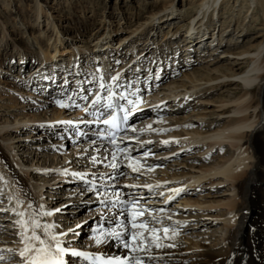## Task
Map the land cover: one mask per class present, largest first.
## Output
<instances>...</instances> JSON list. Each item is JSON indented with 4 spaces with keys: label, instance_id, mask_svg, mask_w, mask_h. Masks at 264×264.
<instances>
[{
    "label": "bare ground",
    "instance_id": "6f19581e",
    "mask_svg": "<svg viewBox=\"0 0 264 264\" xmlns=\"http://www.w3.org/2000/svg\"><path fill=\"white\" fill-rule=\"evenodd\" d=\"M14 1L16 0H0V8L3 7L4 12L10 11V15H13L14 23L17 21L16 24L21 23V26L28 24L27 31L21 30L19 27L13 28L15 34L20 32H22V34H27V37L29 36L33 38L43 59H55L56 52L59 51V53H61L60 45H65L59 42V38L56 39L61 32L53 22L50 15L52 9L44 6V3H42L41 0H31L33 3L32 10H24V8L21 7L23 11L19 12L12 7V3ZM95 1L96 0H89L90 4H93ZM155 1L157 2L162 0ZM229 1L231 0H194L190 4H193L192 9H196V12L188 19V35H184L182 40L185 44H178L176 42V47L179 48L181 45L182 48V50L179 51V56L185 55L184 57H186L187 54L191 53L190 48L187 47L184 49V47L191 43L193 38L197 40L204 36V33L202 34L200 30L203 25L204 16L208 13L216 12V17L218 18V16L221 15L219 13L220 10L226 6ZM63 2L66 8L70 6L73 10L76 9L74 8L75 5L72 1L63 0ZM233 2L235 4L233 6L231 5L227 12H234L235 8H239V10H235L238 11L235 16L239 17L241 12L244 11L246 15L254 12L260 13L264 18V0H232L231 4ZM79 4L81 5V0H79ZM84 11L85 10L80 9L79 12L81 15H84ZM169 11H174V8L170 7ZM4 12L0 10V16L3 15ZM91 12L94 14V10ZM130 14L131 13L129 12V15ZM155 15L156 14L153 13L151 17ZM235 20L237 21V19ZM217 22L219 23V21ZM3 23L4 20L0 18L1 47L4 49H7L8 47H15L18 49L19 43L12 41L8 42L10 41V35L6 32V28ZM159 24L161 23L158 20L157 23L149 25V32H153V34H151V36L148 35L147 38H145L144 45L139 49V46L136 45L138 38L136 39L135 37V34L138 33L137 29H134L133 31L131 30V32L127 31L129 33L125 32V35H121V37L117 39L118 45L116 48L125 47L123 49H125V51H129V55L127 56H132V58H130L128 63L124 61V58H119L117 62L112 64L111 68L104 65L99 67V69H102L103 73H105L106 71H113L118 67L126 68L128 64L134 61L135 57L138 55V51L140 54L144 53V57L145 55L147 57L153 54L156 50L153 49V47H150L148 40H151L153 42L152 44H156L157 49L160 48L159 41L156 39L158 37L157 29ZM214 28H216V25ZM105 30H107L108 33L102 36L103 42H105L104 44H102V42L100 43L99 40L101 38L99 35H94L93 41L89 40V38H91V34L86 41L81 40L80 42H84L85 44L88 42H94L91 52H95L97 54L102 52V46L104 45V47L107 48L105 49L109 50V53L113 55V52L118 53L119 51H122V49H118L119 51H116V48H114L115 50L109 49L114 38L111 35V27L107 26L105 27ZM124 30L125 29H122L121 27V30L115 31L124 32ZM99 32L100 31H98V33ZM139 34H142V32ZM230 36L231 34L225 33L223 38H216L217 43L213 48H209L208 45H211L214 40L207 41L204 44H197L194 41L195 43L191 48L192 52L199 61L202 55H207L208 57L210 56L211 61L209 60L210 62L208 63L211 65L218 62L220 57L226 58L225 62L227 65L226 68L223 69L222 76L221 74L220 76H216L212 72L202 71L199 68L198 70H192L185 76L183 75L184 77H182L185 79L184 81L182 78L177 79L178 76L174 75V71H171L167 64L162 61L160 65L158 64L156 66V72L153 77L152 75L151 77H148V74L147 77H145L146 80L150 81L152 86L155 85L154 79L159 75H161L160 78L162 77L159 80H163L166 77H171L172 79L174 78L176 81H169V83L165 85L167 86V90H164L163 86L161 87V91L168 92L172 95L171 97H174V99H177L178 97L180 99L178 102L173 100L171 102L173 104L172 106L168 103L166 106H161L160 103L163 100H166V98H170V96H164L162 98L160 95L158 96V94L153 96L154 99H157V102L155 108L149 112L148 117L151 118V120L145 121L144 125H142L143 127H141L147 128L150 124L154 123L155 125H167L169 128L171 125H176L180 128V130L177 129L173 133L167 134L168 137L165 136L166 138L160 136L159 144L154 146L149 144L147 141L138 139L136 133L131 134V137L134 136L135 141L137 140L138 142L137 144L130 145L128 147L129 151L135 155L133 157L134 159L135 157L137 159L142 158L145 162L144 167H142L143 164L138 163L139 167L141 165V173L139 175L135 172L132 173L135 175H129L128 173L130 171L125 166L123 169H127L128 173L126 170L123 171L121 168L122 162L117 159V155L113 158V154L105 147L97 143H92L90 140L82 145L78 143L77 146L72 148L73 151L69 150L70 152L68 153L70 158H64L62 162L59 161L55 163L53 160H50L52 163H47L48 160L46 161V158L48 159L49 157L44 155V150L48 146L43 145L42 147V143L38 140L35 142L28 140L30 136L27 138L20 137L15 141V144H13V134L15 131H12L13 128L10 126L12 124H17L19 126L23 122L28 123H23L25 125H22V127L26 128L24 130L29 131L28 134L37 132L42 134L44 139L47 138V133L50 132V136L48 137V139H50V137L70 129L65 123L61 122L73 120L71 118H66L62 112L51 108V111L54 114L51 119H49L51 126L49 128L41 127V123L39 122H45L46 112L43 115L33 114L34 116H29V114L22 108L27 107L28 110H33V105L25 104V106L16 109L17 105H21V103H18L17 99L15 100L13 96V101L10 102L13 105L10 107L18 110L21 114L19 113L18 115H14V120L11 122L6 121L7 124L0 125V203L2 204L0 205V256L5 257L4 260H0V264H9V262L13 260L17 261L15 264H20V262H22L19 252L24 247V244L22 243V236L20 234L23 229L15 223L16 220L20 219V217L16 215V212L25 213L23 219L25 221H29L27 225L28 235H31L30 217L28 215L31 210L27 208V205L30 202L33 206L32 210H35L39 208L40 205H43L44 208L42 211L53 212L52 216H45L44 218L40 217V221L42 224H55L57 228L52 230L55 234L59 235L60 233H68L69 230V227L64 228L60 226L59 221L66 220L69 215H72L74 218H77L78 215H80L81 218L70 222H74L75 229H78V231L75 232V235L79 233L83 235L80 239H84L83 244L85 247L91 251L101 254L107 253L109 255H122L131 257L132 259L134 257L135 259L133 260L136 261V264H138V262L139 264H264V37L262 34H259L258 37L261 38V42L256 45H250L244 50L234 49V51L233 48L237 47V44H233L232 48H230L231 44L229 39L231 38L228 39ZM52 37L54 38L53 42H51ZM132 38H135V40H132ZM128 40H131L129 44L127 43ZM234 40L237 43L236 39ZM43 41L46 43L45 53L42 51L44 45ZM22 42L24 44L26 43L25 41ZM49 42L51 43L50 45ZM67 42L69 43L70 41ZM99 43L100 46H98ZM73 45L74 44L68 46L69 50H67V52L70 53V56L67 57L69 60L74 56V47H82V50H77L78 54L81 56L84 52L88 51L84 46ZM176 47L174 51L177 50ZM224 47H227L230 51H224L221 56H218L217 51L220 52V50ZM134 49H137V53L135 55H133ZM31 55V59H35L34 57L38 55L37 50H32ZM94 56L95 57L91 61V72L97 73L96 65H98V63H93L94 59H97V57L95 54ZM22 57L23 58L20 59L22 62L19 61L21 64L19 67L20 69H26L28 56L24 54ZM180 60L177 61V69H184L186 64L182 65L183 63H181ZM10 61L11 60H8L9 64ZM7 65L8 64H6L5 61L3 62L0 60V69H6L5 67ZM243 65L246 66L241 67ZM93 66L94 68L92 69ZM154 66L155 64L150 66V63L147 65L144 64V67L141 65V74L149 72L150 69V73L152 74V68H154ZM159 66H161V68H159ZM177 69H175V72ZM2 79H5V77L3 76ZM133 81H138V79L135 77V80ZM14 85H17V83ZM139 85L143 86L142 82H140ZM16 87L17 86H9L7 90L20 92V90H17ZM224 89L225 92L221 91ZM173 91L176 92L174 93ZM210 91L218 92L217 98H215L216 100H202V98L207 96ZM21 99L22 101L20 102L22 103L29 102H23L25 99ZM0 108L8 109L9 107L1 105ZM188 109H190V113L187 115L179 118L173 116L174 118L172 117L169 119L170 122L172 121L171 124H163L162 122H158V120H156L164 114H184ZM7 115L11 116L10 113H7ZM193 115L200 121L190 122L191 116ZM207 117L209 121H201H204ZM214 117L216 118L214 119ZM74 121L77 122V120ZM220 122L223 123L220 127H218ZM159 133L164 134L166 132L159 130ZM171 138L175 139L176 142L172 153L179 150H185V152L182 151L179 154L184 152L183 156L195 155V152L201 153L203 148L208 150L209 148H214L211 150V153H220L223 161H216L206 166H196V161L204 162L205 158H198V160L196 158L192 159L190 156L187 159L194 160L191 162H194L195 164L192 163L188 165L185 160L183 163L174 161L171 166H174L173 168H177L180 173L170 174L168 171L171 166L163 168L159 165V167H154L157 164L163 165V161L156 159V155L151 156H154V159H143V157L146 156L145 153H147V155H149L148 157H150V154H154V152H157L159 149H165L167 147V143H164V141ZM62 147L63 145L60 143L58 151H61ZM226 147H229V149ZM53 149L55 148L53 147ZM29 150L31 152H29ZM39 154L40 156L37 157ZM24 155L27 156V160H25V162H30L29 165L23 163V159L25 158L22 157H24ZM30 157L31 159L33 157H36V159L38 158L36 162L37 165H32L33 161H29ZM94 157L95 161L93 160ZM39 160L41 163H39ZM127 163L129 165H134V161L130 159H128ZM105 164H108V167H105ZM112 164H116L117 167L114 169L111 167ZM29 168L33 169V171H30ZM65 169L67 170V174H64L62 171ZM87 170L93 173L92 177H98L100 180H112L110 185H114L115 188H119L118 192H115V196L121 195V198H125V194L128 191V188H121V184H130V187L133 188L135 184H142L137 186V194H140L152 201L158 200V195H160L163 191L172 189L173 192H175L174 190L185 186L186 183L185 187L187 188L191 185V189L186 188L184 190V193L177 205H173L168 209L163 208L165 212L161 214L162 216L156 215L158 208H155L152 215L139 217V220L146 219L149 224L157 228L159 227V224H154L155 222L153 220V217H157L159 221H167V224H171L175 229L183 227L186 230L191 231V233L195 231V228L202 229L204 231L207 229H220L221 231L219 232V237L216 238L214 236L211 237L213 238L211 241H207V238H197V236H195L194 240H191V233L189 235L180 236L175 232V234L170 235L169 239H171V241H161L160 239V241H158L153 238V233L150 234L149 232H144L145 236H148L151 242L146 245L141 244L138 250H133L132 246L139 243L138 241H128L127 243L129 244V248H125L122 241H120L122 245L117 242L119 238L122 239L128 235H133L135 232L142 231V229L138 228L133 232V230L129 229V225L123 224L120 221L125 218V212H113L112 210H106L104 213L99 210L94 211L95 213L89 212V216H95V219L92 221H90V219L88 221L86 220L84 222L87 223L81 226L80 224L83 219H87V217L90 218L89 216L83 215V211L87 208V203L92 200L88 195H85L84 190H79L78 186L75 185V182L77 181L73 175L74 172L72 171H77V173H79L80 171L87 172ZM34 174L45 178L52 177V180L47 181V183H45L46 181L39 183L37 182L39 178L34 180V178H36L33 176ZM120 175L124 176L122 178V182L118 179ZM60 178L63 182H65L63 185L64 190H67V192L71 191L68 194L66 192L63 194L68 196L66 199L67 201L65 203H60V205L68 204L67 206L69 207L76 205L74 206L76 209L72 208L73 210H69V207H67L66 210L62 208L60 211L67 215L63 216V218L59 215H55V210L58 205H54L55 207H48L47 205L50 204L47 202L48 199H62L58 196L56 197V194L55 197L50 196L51 193L54 191L56 192L54 189L57 187H54V182ZM212 179L215 181L208 182L210 185L212 183V185L225 184L226 186L221 193L214 192L210 197H203L198 193L201 186L199 187L197 184L202 181H209ZM152 183L157 186L165 183V186H160L156 192H154L153 187L147 190ZM52 187L54 189L50 190ZM44 188H49L50 191H47L48 194L46 193L47 189L44 191ZM207 190L209 191L210 189ZM208 194L209 192H207V195ZM206 198H210L211 200ZM71 199L74 200L72 201ZM18 202H20L19 206H17ZM154 203L156 204V202ZM162 203H164V201H158V204ZM5 207L7 210H3ZM180 207L181 209H179ZM214 211L217 213L210 214ZM204 214H206L208 218H212L214 220H203ZM190 222L193 223L190 224ZM100 224L103 225V228H99ZM186 230L181 232H186ZM95 231H97V234L90 238L89 233ZM41 232L42 230H37V234H41ZM107 233H118L119 236L107 235ZM70 234L71 233H68L66 236H61V240L64 241V245L70 248L80 245L77 243V236ZM155 236L158 237V234L155 233ZM200 236H202V234ZM96 239H100L102 242L98 244L96 243ZM178 239L180 240L179 244L172 241ZM157 244L163 246L158 247ZM193 247L199 249L197 255L194 254L195 249ZM197 260L200 261L198 262Z\"/></svg>",
    "mask_w": 264,
    "mask_h": 264
},
{
    "label": "rangeland",
    "instance_id": "374dc122",
    "mask_svg": "<svg viewBox=\"0 0 264 264\" xmlns=\"http://www.w3.org/2000/svg\"><path fill=\"white\" fill-rule=\"evenodd\" d=\"M18 1L16 0V1H14L12 3L13 9H16V11L22 12L23 10L21 9V7H23L24 10H29V9L32 10L33 3L31 2V0H18ZM69 1H72V3L75 5L74 8H76V9L73 10V8H71L70 6L66 8V6L64 5L63 0H41V2L44 3V6L50 7L52 9V12H50L51 13L50 15H51V17L53 19V22L56 24L57 28L61 32V34L58 37H56V39L59 38V42H61V43H63L65 45V46H62V47H64L62 49H68L69 48L68 46H71L72 44H74L75 46H84L86 48V50H88V51L90 50L91 51L94 42H88L87 44H85L84 42H80V41L81 40L86 41L88 39L89 35L91 34V38H89V40L93 41L94 40V35H96V36L99 35L100 38H101L99 41L103 42V37L102 36H104L106 33H108V31L105 30V27H107V26L111 27V29H112V34L111 35L114 38V40L111 42V44L112 43L116 44L118 42L117 39L119 37H121V35L123 36V35H125L124 34L125 32L129 33L127 31L131 32V30L133 31L134 29H137V32H138V33L135 34L136 39L138 38L137 39L138 40V44L139 43L142 44L144 39L148 35L153 34V32H151V33L149 32V29H148L149 25L152 24V23L155 24L159 20L161 24H159V26H158V29H157L158 30V32H157V36L158 37L156 39H157V41H159L160 44H163L164 48H162L161 50L165 51L166 54L168 55V54H170V52L172 50L175 49L176 42L178 44H180V42H182V41L175 40V39L184 37V34H186V36L188 35V30H187L189 28V24H188L189 20L188 19L196 12V9H192L193 4L190 5L194 0H162V1H157V2L155 0H96L93 4H90L89 0H81V5L79 4V0H69ZM231 2H232V0L229 1L228 4H226V6H224L219 12L221 15L218 16L219 23H217V24L222 27V29H220V32H222V33H220V37H217V38H220V39L223 38L225 33L231 34V36L228 37V39L231 38V39H229V42L231 44L230 48H232L233 44H237V47L233 48V50L234 49H236V50L237 49L238 50H244L245 48L249 47L250 45H256L259 42H261V38L258 37V35L262 34L263 37H264V25H263L264 24V18L261 16L260 13L254 12V13H249V15H246V13H244V11L241 12V15L239 17L235 16L238 13V11H235V10H239V8H235L234 12H232V11L227 12V10L230 8V6L231 5L233 6L235 4L234 2L231 4ZM170 7H173L174 11H169ZM80 9L85 10L84 11V15L80 14V12H79ZM0 10L2 12H4V8L3 7H1ZM93 10H94V14L91 12ZM129 12L131 13L130 15H132V14L133 15L130 16ZM153 13H155L156 15L151 17V15H153ZM235 17H238V18H235ZM0 18L2 20H4L3 24H4L5 28H6V32L10 35V41H8V42L12 41V42H15V43H19L18 44L19 45L18 49H16L15 47H12V48L8 47L7 49H4L3 47H1L2 42L0 41V60H2L3 62L5 61L6 64H8V65H9L8 60H11L12 61L11 65H14V67L17 66L18 63H19V65L16 67V71L14 69L7 70V69H4V68L0 70V106L1 105H5V107H9L8 109H5V108L1 109L0 108V125H4V124H7L6 121L7 122H11L12 120H14L13 116L14 115H18L20 113L16 109H19V108L25 106V104H31V105L35 104V103H30V101L28 100L27 95H25V93L24 94L15 95V93H18V91L17 92L16 91L13 92V90H7V88L9 86H17V85L20 86V85H22L18 81L16 82L17 85H14V82L9 77L13 78L11 75H16L18 73L19 66L21 65L20 64L21 61L20 62H18V61L23 58L22 56L24 54H26V56L32 58L31 52L34 49L38 50V48H37L38 46L35 45V42H34L33 38H31L29 36L27 37V34H24V33L22 34V32L15 34V32L13 31V28H15V27H19L21 30L27 31L28 24H26L25 26H21L20 25L21 23L16 24L17 21H15L16 23H14L13 15H10V11L4 12L3 15L0 16ZM256 18H257V20H256ZM70 19H72V20H70ZM235 19H237V21ZM254 20H256V21H254ZM126 23H127V25H126ZM139 25H140L141 29H140ZM261 25H263V26H261ZM121 27H122V29H125L124 32H116L115 31V30H121ZM211 27H212V29H214L213 25H210V28ZM200 30L205 35L204 30H208V26L203 24L201 26ZM98 31H100V32L98 33ZM141 32H142V34H139ZM53 39L54 38L52 37L51 42H53ZM234 39H236L237 43L235 42ZM209 40H210V38H209ZM22 41H25L26 43L24 44ZM67 41H70V42L68 43ZM161 42H163V43H161ZM43 43H44L43 46H45L46 43L44 41H43ZM50 44L51 43L49 42V45ZM160 46L161 45H159V47ZM60 47H61V45H60ZM116 47L111 46L109 49L112 50V49H114ZM180 47H181V45H180ZM118 48L123 50V48H125V47H123V48L122 47H118ZM118 48H116V49H118ZM75 49L79 51V50H82V47H79V48H75L74 47L73 50H75ZM168 49H169V52H168ZM224 51H230V50L227 47H224V48H222V50H220V52L217 51L218 56H221V54L224 53ZM38 52H40V50H38ZM124 52H127V50L126 51L124 50ZM113 53L116 54V52H113ZM14 54H17L19 56V58H18L17 55H14ZM61 54H66V57L70 56V53H68L67 51H63V52H61ZM206 56L202 55L200 57V61H198V63H194V64H197V65L190 66L189 68H186V69L185 68L184 69L183 68L177 69L176 72H178V73L181 72L179 75L177 73V75H178L177 79H180V78L183 79V77L185 75L189 74L192 70H198L199 68L202 71H207V72H210V73L212 72L216 76H220V74L222 76L223 69H225L226 65H227L226 62H225L226 58L220 57L218 62H215L214 65H211L210 63H208V62L211 61L210 60L211 59L210 56L209 57L208 56L206 57ZM12 57H15V58L14 59H10ZM129 57L132 58V56H129ZM11 61H10V63H11ZM29 62H30L29 60L26 61L27 67L29 65ZM37 62L38 61H36V64H37ZM184 64H186V62L183 63L182 65H184ZM33 65L35 66V64H33ZM245 66L246 65H243L241 67H245ZM11 68H12V66H11ZM159 68H161V66H159ZM90 69H91V67H90ZM25 70L26 69H24V71ZM2 71H4V72H2ZM2 75L5 77V79H2V77H3ZM13 80H14V78H13ZM183 80L185 81V79H183ZM168 81H169V78L166 79L163 84L164 85L167 84ZM170 81H173V79H171ZM17 88L18 87H16V89ZM164 89L166 90L167 88L164 87ZM157 91H159V89H157ZM221 91L225 92V89L221 90ZM11 93H12V95H11ZM161 94L162 95H166V92H162V93H160V95ZM217 95H218V92H216V91L215 92H211L210 91L207 96L202 98V100L206 99L208 101H211V100L217 98ZM13 96H14L15 100L17 99L18 103H21V105L20 104L17 105L16 109L10 107L11 105H13V104L10 103V102L13 101V99H12ZM180 97H182V96H180ZM21 98L25 99L23 102H26V101H29V102L28 103H22V102H20V101H22ZM40 106H42V105H38V107L37 106L35 107L33 105L32 106V107H34L33 110H28L27 107H25V110H24V108H22V109L26 113H28L29 116H31V115L34 116V115H38V114H42L43 115L46 112V115H45L46 120H45V122H41L40 121L39 123H41V125H40L41 127L49 128L50 126H48V125H51L49 119H51V117L54 114L52 113L51 109L48 106H44V108H46V109H42ZM47 109H48V111H47ZM4 110H6V111H4ZM44 110H46V111H44ZM7 113H10L11 116L7 115ZM188 113H190V109L186 110V112L184 114L183 113L182 114L181 113L180 114H176V115L171 114V115L164 116L163 118L166 117L165 121L166 122H170L169 119H171L173 116L179 118V117L187 115ZM215 118L216 117H214V119ZM207 120H208V117H207V119H204V121L203 120H201V121L202 122H206ZM197 121H200V120L196 119V117L194 115L191 116L190 122H197ZM171 122L169 124H171ZM23 123H25V122H23ZM23 123L20 124L19 126L17 124L10 125L11 128H13L12 131L13 130L15 131V133L13 134V138L15 139V140L13 139V142H12L13 144H15V141L17 139H19L20 137L27 138V137L30 136L31 139L29 138L28 140H32L34 142H35L36 139H42L43 138L42 134H39L37 132H33V133L28 134L29 131L28 130H24L26 128L22 127V125H25V124H28V123H25V124H23ZM222 123L223 122H220L218 127H220L222 125ZM170 127H171L170 131H169L170 133L171 132L173 133L177 129L180 130V128H177L178 126H176V125L175 126L171 125ZM49 133L50 132L47 133V136H46L47 138H44L43 140L40 141V143H42V145L48 146L44 150V153H45L44 155L49 157L48 159L46 158V161L48 160L47 163H52L50 160L53 157H54L53 158L54 163L62 161L64 159V157L66 156V152H63L64 154L56 152V151L52 152L54 149H53V147H49V146H53V142H55V140L48 139V137L50 136ZM139 136L142 137V138L151 137L150 140L154 142V140L155 141L158 140V136L159 135L157 134V132H152V133H143L142 132ZM163 137L166 138V137H168V135L166 137L165 136H163ZM158 144H159V142H158ZM63 147H62L61 151H64L66 148H69L71 151H73L72 148H74L75 146L72 147V148L71 147H67V146H65L64 148ZM226 148L229 149V147H226ZM161 149H159V150H161ZM172 149H174L172 147V145L168 144L167 149H163L162 151L157 152L155 157L158 160H162L163 161L162 162L163 165L157 164L154 167H159V165H160V167L165 168L167 166H171V164H173L174 161H177L178 163H183L184 160L189 165V164L194 163V162H191V161H194V160H188L187 159L190 156H191L190 158H192V159L193 158L194 159L195 158L196 159H198V158L204 159L205 158L204 162L196 161V164L194 163L196 166H200V165L206 166V165H208L210 163H214L216 161H218V162H222L223 161L220 153L219 154L218 153L216 154L215 152L211 153V150H213L214 148H209V150L206 149V148H203L201 150V153L195 152L194 153L195 155H184V156H183V153L185 152V150H182L184 152L181 153V154H177L176 155V157L178 156L177 158H174V157L172 158V155H171L172 152H173ZM29 152H31V151L29 150ZM168 152H170V153H168ZM175 152H177V151H175ZM167 153H168V156H167ZM196 153H197L198 156L196 155ZM39 156H40V154L37 157H39ZM134 156L135 155H133L132 157H134ZM159 156L161 158H164V159H160ZM150 158L154 159V156L153 157H147V159H150ZM183 158H185V159H183ZM135 159H137V158L135 157ZM181 159H183V160H181ZM214 159H216V160H214ZM37 160H38V158L36 159V157L32 158V161L34 163L37 162ZM131 160H132V158H131ZM137 160H139V159H137ZM141 161L144 162V160H142V158H141ZM135 162L136 161H134V165L137 163V162L136 163ZM39 163H41V161ZM140 164H143L142 167H144L145 162L144 163H140ZM128 166L126 165L125 167L129 171H131L129 173H128L127 169H123L124 166H121V168H122L123 171L126 170L129 175H135V174H132V172L134 173V171L132 169V165L128 164ZM140 167H141V165H140ZM140 167H139V165L136 166V168L139 169V171H135V173H137V175H139L141 173ZM173 167L174 166L169 167L170 170L168 172L170 174H175V173L179 174L180 172L177 170V168H173ZM186 169H187V167H186ZM72 172L77 173V171H72ZM33 176L36 177V178H34V180H36L38 178V176H35V174ZM121 177H124V176L120 175L118 177L120 182L123 181L122 179H120ZM40 178H41V180H39V182L43 181L42 179L44 177H40ZM44 179H46V181H48V178H44ZM50 179L51 178H49V180ZM61 180H62L61 178L57 180V182H59V183L56 184V187L58 186L56 188V192L55 193L53 192L50 196L54 197L55 194H56V197L57 196L58 197H62V199H55V200L54 199H51V200L48 199L49 203H53V204H47L49 207L50 206L54 207V205L55 206L58 205L59 207L57 209H60L61 208L60 206H62V205H60V203H65L67 201L66 198L68 196L67 195H65V196L61 195L62 192H65V191H63L64 188H60L61 185H59V184H63V182H62L63 180L62 181ZM211 181H215V180L212 179V180H209L207 182H211ZM189 186L191 187V185H189ZM220 186H222V187L219 188ZM225 186H226L225 184H220V185L213 184L212 185V183H211V185H210L208 183V185H206V184L202 185V187H207V188L203 189L201 187V189H202V190L200 189L201 192L199 190L198 191L203 197H210L211 195H213L214 192L221 193L223 191V189L225 188ZM192 187H194V186H192ZM196 187H198V186H196ZM199 187H200V185H199ZM59 188L61 190H57ZM212 188H214V189H212ZM46 189H47L46 191L49 190V188H46ZM207 189H210V190L208 191ZM66 192H67V190H66ZM207 192H209L208 195H207ZM202 196H200V197L203 198ZM206 199L209 200L210 198H206ZM48 200H47V202H48ZM56 201H57V203H56ZM177 204H178V202H177ZM66 205H64V206H66ZM94 205L96 206L97 204L95 203ZM74 206H76V205L70 206L69 210L76 209V208H74ZM90 206H93V204H91ZM90 206H88V207H90ZM88 207L83 211V215H85L86 212L88 211ZM179 209H181V207ZM64 210H66V209H64ZM214 213H217V212L214 211V212H211L210 214H214ZM186 214H188V213H186ZM56 215H60L62 218H63V216H67L62 211L61 212H56ZM85 216H89V212ZM159 216H162V215H159ZM44 217L45 216H43V218ZM89 217H90L89 218L90 221L95 219V217L92 216V215L89 216ZM79 218H81L80 215H78L77 218H74V217H71L70 219L67 218L68 220L66 219L64 221L63 220L59 221L60 222L59 224L62 227H67V226L69 227L70 226L69 229L73 230L74 229L73 228L74 227V223H72L70 221H75V220H77ZM203 220L209 221V220H214V219L208 218V216L206 214H204V219ZM85 223H87V222H85ZM85 223H84V225H85ZM191 223H193V222H190V224ZM164 227H168L169 228V232L173 231V229L171 227H169V226H164ZM179 229H182L183 231L186 230L183 227H180ZM179 229H176V230L179 231ZM75 230L78 231V229H75ZM205 231L206 232H204V230H202V229L195 228V231H193L192 233H191V231L186 230L187 233L186 232H182L179 235L180 236H184V235H189L191 233L192 234L191 240H194L195 236H197V238H207L206 239L207 241H211L213 239L211 237H214V236L216 238L219 237V232L221 230L220 229H214V230L213 229H207ZM210 232H212V233H210ZM176 233L178 234L179 232H176ZM194 233L197 234V235H195ZM79 234L82 235L81 233H79ZM79 234L75 235V236H77V241L78 242L82 239V238L80 239V237H78ZM173 234H174V232H173ZM201 234H202V236H200ZM153 235H154V237H156L155 233H153ZM160 237H161V239H160L161 241L169 240L168 234L165 235V233H161L158 236V238H160ZM162 237H164V238H162ZM78 238H79V240H78ZM160 240L158 239V241H160ZM172 241H174L175 243L179 244L180 240L178 239V240H172ZM117 242H119V244L122 245L120 241L117 240ZM124 244H125V242H123V245ZM193 248L195 249L194 250V252H195L194 254L197 255L198 252H199V249L195 248V247H193ZM120 251H121V249H120ZM197 261L199 262L200 260H197ZM16 262L17 261L13 260V261L9 262V264H15Z\"/></svg>",
    "mask_w": 264,
    "mask_h": 264
},
{
    "label": "snow or ice",
    "instance_id": "6c2138e0",
    "mask_svg": "<svg viewBox=\"0 0 264 264\" xmlns=\"http://www.w3.org/2000/svg\"><path fill=\"white\" fill-rule=\"evenodd\" d=\"M96 71L99 73L102 70L97 68ZM120 73H116V75H113L109 79V83H103L101 82L99 87L101 89H104L108 95L107 97H102L99 93L96 94V98L92 100L91 105L89 107H97L99 108H113L114 106L119 108L120 111L125 112V115H123L120 119L122 122H127L129 117L127 112L130 111V109H124L122 106H120L118 103H115V98L118 97L121 100L127 99V97L121 92V93H113L112 92V86H119L118 82L120 80ZM99 79L101 81L104 80V76H100ZM157 79H160V77H157ZM84 100H88V95H85L81 97ZM102 99H107L108 104L104 105L101 104ZM60 107H68L69 105L63 103L62 101L58 102ZM128 103L131 105H134V101L128 100ZM99 108L97 109L99 111ZM85 112H88V107L85 108ZM103 115V113H101ZM117 117L115 115H112L110 119H104L102 121L105 125H111L112 127H118L116 125ZM61 123H68L71 124V121H65ZM114 134L109 132V136H113ZM113 145L116 144L115 138L111 139L110 141ZM147 155V153H145ZM113 158H115V153H113ZM95 161V157L93 158ZM111 167L114 169L117 167L116 164H112ZM64 174H67V170H62ZM133 171H139V169L133 167ZM74 176H79L83 179L85 176L84 173H73ZM119 175V173H118ZM93 191H97V188L95 186H92ZM175 195L170 197L169 200H174L177 196H179L181 189L174 190ZM18 202V205L19 206ZM103 203V202H102ZM133 203H138L136 201H133ZM27 208L31 211H29L28 215L30 217V225H31V235H28V223L29 221H25L23 217L25 216L24 212H16V215L20 217V219L16 220L15 223L22 227L23 231L21 234L22 236V243L24 244V247L20 250L19 256L23 262V264H66L65 261V254L70 253V256L72 257H85L88 258V254L82 251H77L74 248L62 246L64 244V241L61 240V236H66L68 233H60L59 235L55 234L52 230L56 229L57 226L55 224H48L44 223L42 224L40 221V217L43 216H52L53 212L51 211H42L44 208L43 205H40L39 208L32 210L33 206L32 203H28ZM57 211H60V209H57ZM145 210L140 209L138 213H134L132 215V221H131V228L132 229H144L150 234L157 233L160 231V229H157L153 227L151 224L148 223L146 219L137 221V215L140 217H144ZM153 220L156 222H159L157 217H153ZM81 227V226H78ZM42 230L41 234H37V230ZM73 234H75L74 230H69ZM162 231L167 234L169 232L168 227H164ZM173 232L175 234V230L173 229ZM107 235H117V233H107ZM154 239H159L158 237H153ZM132 239L134 241H138L139 243L132 246L133 250H138L140 248L141 244H148L151 242L148 236H145L143 231L135 232L132 235ZM102 241L100 239H96V243H101ZM125 248H129V244L125 242L124 244ZM158 247H161L163 245L157 244ZM4 256H0V260H4ZM133 259H135L133 257ZM116 264H120L119 259L117 258ZM139 264V262H138Z\"/></svg>",
    "mask_w": 264,
    "mask_h": 264
}]
</instances>
